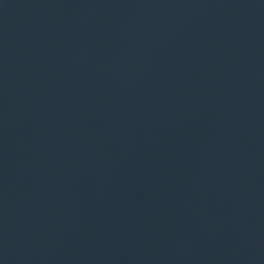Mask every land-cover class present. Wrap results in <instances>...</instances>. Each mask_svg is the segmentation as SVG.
Wrapping results in <instances>:
<instances>
[{"label":"water","instance_id":"obj_1","mask_svg":"<svg viewBox=\"0 0 264 264\" xmlns=\"http://www.w3.org/2000/svg\"><path fill=\"white\" fill-rule=\"evenodd\" d=\"M0 264H264V0H0Z\"/></svg>","mask_w":264,"mask_h":264}]
</instances>
